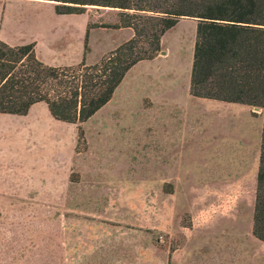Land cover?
Here are the masks:
<instances>
[{
    "label": "rangeland",
    "instance_id": "rangeland-1",
    "mask_svg": "<svg viewBox=\"0 0 264 264\" xmlns=\"http://www.w3.org/2000/svg\"><path fill=\"white\" fill-rule=\"evenodd\" d=\"M55 4L0 0V39L52 28L37 37L72 58L88 24L95 62L129 38L101 27L117 8L59 15ZM195 30L191 18L167 30V54L129 69L80 123L83 139L43 102L0 113V264H171L188 228L252 229L262 110L190 95ZM157 71L174 87L141 100Z\"/></svg>",
    "mask_w": 264,
    "mask_h": 264
},
{
    "label": "trees",
    "instance_id": "trees-1",
    "mask_svg": "<svg viewBox=\"0 0 264 264\" xmlns=\"http://www.w3.org/2000/svg\"><path fill=\"white\" fill-rule=\"evenodd\" d=\"M57 14H80L96 5L120 10L118 22L101 27L130 28L123 41L95 63H87L88 29L81 61L50 66L40 61L34 42L0 40V113L25 115L37 103L50 115L77 124L112 97L127 71L161 50V37L180 18L196 21L190 95L260 108L262 129L256 173L252 233L264 242V0H51Z\"/></svg>",
    "mask_w": 264,
    "mask_h": 264
},
{
    "label": "crops",
    "instance_id": "crops-1",
    "mask_svg": "<svg viewBox=\"0 0 264 264\" xmlns=\"http://www.w3.org/2000/svg\"><path fill=\"white\" fill-rule=\"evenodd\" d=\"M59 15H64V14H59ZM187 19L189 18L186 17L180 18L173 27L177 26L181 21ZM87 28H88V24L83 36L82 52L77 53L72 58L66 57L65 51L59 50L56 47L55 41L49 40L47 43H44L40 41L39 37H37L40 34L42 35L44 34L46 36L48 35L50 36L54 34L52 32V28L41 27L40 32L35 33L34 36L17 37L10 40L8 39H0V40L6 42L9 45H18V44L34 42L35 54L37 58L40 61H42L44 64L50 66H61V67L71 66L79 63L83 58L84 38ZM92 29L93 28L89 27L88 35ZM119 29H127L129 31V38L132 37L133 35L132 29L130 28H119ZM163 36L161 37V41H160L161 50L159 51V53L153 58L141 60L133 66H136L144 62H153L156 59L166 55L167 50L163 46ZM116 46L118 45L114 43L113 45L108 47L107 51L103 55L108 53L110 50L114 49ZM89 52L90 49L88 53ZM95 62H87V63H95ZM163 73L164 72H160V71H157L155 73L157 84L156 85L154 83L152 84V86L155 85L154 86L155 88H152L151 90H148L145 93H143L141 100L144 96H150L153 100L158 101L159 98L158 92L161 91L158 89H163V88L171 89V87L172 88L174 87L172 83H174L175 77L173 79H169ZM125 78H126V74L119 85L123 83ZM119 85L117 87H119ZM100 109H98L97 111H99ZM193 227L185 230L184 241L177 248L173 250L171 256V264H264V260L262 259L263 256L261 252L262 250L264 251V242H262L260 239H258L253 235L252 229L241 230L235 228V229H225V230L223 229L201 230Z\"/></svg>",
    "mask_w": 264,
    "mask_h": 264
}]
</instances>
